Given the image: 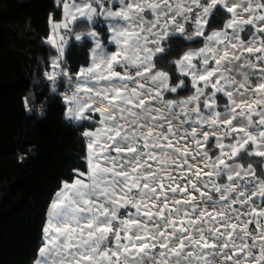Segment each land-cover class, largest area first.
Returning <instances> with one entry per match:
<instances>
[{"label":"snow or ice","instance_id":"6c2138e0","mask_svg":"<svg viewBox=\"0 0 264 264\" xmlns=\"http://www.w3.org/2000/svg\"><path fill=\"white\" fill-rule=\"evenodd\" d=\"M62 3L44 78L67 122L97 126L82 132L87 170L53 195L34 264H264V0ZM181 38L203 46L168 62L173 84L157 62ZM73 39L90 45L74 74Z\"/></svg>","mask_w":264,"mask_h":264},{"label":"trees","instance_id":"16d2710c","mask_svg":"<svg viewBox=\"0 0 264 264\" xmlns=\"http://www.w3.org/2000/svg\"><path fill=\"white\" fill-rule=\"evenodd\" d=\"M60 15L58 0H0V264L34 263L53 195L61 181L72 180L73 169L85 171L82 132L97 126L67 122L61 95L53 93L44 78L55 54L44 38L50 18L58 21ZM227 16L216 17L208 31L222 28ZM86 30V25L76 29ZM197 39L199 44L182 38L172 41L169 54L158 60V67L173 76V84L182 78L168 62L189 47H202L203 39ZM89 47L70 41L66 66L73 74L89 63ZM65 83L59 86L58 81L59 93ZM191 91L189 82L188 91L176 98ZM29 96L39 97L31 111L23 104Z\"/></svg>","mask_w":264,"mask_h":264},{"label":"crops","instance_id":"0c3cea01","mask_svg":"<svg viewBox=\"0 0 264 264\" xmlns=\"http://www.w3.org/2000/svg\"><path fill=\"white\" fill-rule=\"evenodd\" d=\"M59 9H60V11H61V18H60V20L62 19V17H63V3H62V0H60V2H59ZM60 20H58V21H60ZM54 21V20H53ZM58 21H56V22H58ZM50 30H51V25H50V22H49V33H48V35L50 34ZM105 31H106V29H105ZM88 56H89V51H88ZM89 62H90V57H89ZM255 82V81H254ZM95 118H97V120L99 119V116L98 115H96L95 116ZM84 139H85V145H86V155H87V140H86V138L84 137ZM87 170V164H86V169H85V171ZM71 182V181H70ZM53 199V198H52ZM49 207H50V205H49ZM49 207H48V210H49ZM48 210H47V212H48ZM46 221H47V213H46ZM45 225H46V223H45ZM42 240H43V235H42ZM38 258V255H37V257H36V259ZM34 264V263H33Z\"/></svg>","mask_w":264,"mask_h":264},{"label":"built area","instance_id":"2783aa9c","mask_svg":"<svg viewBox=\"0 0 264 264\" xmlns=\"http://www.w3.org/2000/svg\"><path fill=\"white\" fill-rule=\"evenodd\" d=\"M50 71H51V68H50ZM67 87H68V85H67V83H66V88L62 91V93L67 89Z\"/></svg>","mask_w":264,"mask_h":264},{"label":"clouds","instance_id":"9594fccd","mask_svg":"<svg viewBox=\"0 0 264 264\" xmlns=\"http://www.w3.org/2000/svg\"><path fill=\"white\" fill-rule=\"evenodd\" d=\"M66 82V81H65ZM66 88V83H65V87L62 89V91L64 90ZM62 91H61V94H62ZM62 97V96H61ZM65 108H66V106H65Z\"/></svg>","mask_w":264,"mask_h":264},{"label":"rangeland","instance_id":"374dc122","mask_svg":"<svg viewBox=\"0 0 264 264\" xmlns=\"http://www.w3.org/2000/svg\"><path fill=\"white\" fill-rule=\"evenodd\" d=\"M73 79H75V77H73Z\"/></svg>","mask_w":264,"mask_h":264}]
</instances>
